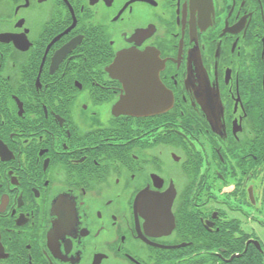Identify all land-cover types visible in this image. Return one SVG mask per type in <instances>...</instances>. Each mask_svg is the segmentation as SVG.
Wrapping results in <instances>:
<instances>
[{
    "label": "flooded vegetation",
    "instance_id": "flooded-vegetation-1",
    "mask_svg": "<svg viewBox=\"0 0 264 264\" xmlns=\"http://www.w3.org/2000/svg\"><path fill=\"white\" fill-rule=\"evenodd\" d=\"M0 264H264V0H0Z\"/></svg>",
    "mask_w": 264,
    "mask_h": 264
},
{
    "label": "water",
    "instance_id": "water-1",
    "mask_svg": "<svg viewBox=\"0 0 264 264\" xmlns=\"http://www.w3.org/2000/svg\"><path fill=\"white\" fill-rule=\"evenodd\" d=\"M122 59H123L122 57H119L115 65L120 64V62L122 61Z\"/></svg>",
    "mask_w": 264,
    "mask_h": 264
},
{
    "label": "snow or ice",
    "instance_id": "snow-or-ice-1",
    "mask_svg": "<svg viewBox=\"0 0 264 264\" xmlns=\"http://www.w3.org/2000/svg\"><path fill=\"white\" fill-rule=\"evenodd\" d=\"M145 55H147V53H145ZM119 181H117V183H118Z\"/></svg>",
    "mask_w": 264,
    "mask_h": 264
}]
</instances>
